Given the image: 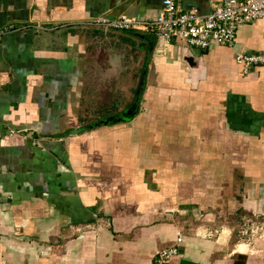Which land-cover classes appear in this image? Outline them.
Listing matches in <instances>:
<instances>
[{"label":"crops","instance_id":"1","mask_svg":"<svg viewBox=\"0 0 264 264\" xmlns=\"http://www.w3.org/2000/svg\"><path fill=\"white\" fill-rule=\"evenodd\" d=\"M162 3L0 0V264H154L179 236L168 264H264V66L236 62L264 18L208 49L83 24Z\"/></svg>","mask_w":264,"mask_h":264},{"label":"built area","instance_id":"2","mask_svg":"<svg viewBox=\"0 0 264 264\" xmlns=\"http://www.w3.org/2000/svg\"><path fill=\"white\" fill-rule=\"evenodd\" d=\"M264 18V0H219L208 14L198 8L182 9L177 0H163L156 17L143 18L121 14L110 17L101 14L83 24L106 30L148 32L163 43L178 41L183 44L208 49L212 46H234L240 26ZM12 28L0 30L3 36ZM236 62L245 73L254 66H264V52L236 54ZM183 237L179 236L168 247L158 252L154 264H168L180 251Z\"/></svg>","mask_w":264,"mask_h":264},{"label":"water","instance_id":"3","mask_svg":"<svg viewBox=\"0 0 264 264\" xmlns=\"http://www.w3.org/2000/svg\"><path fill=\"white\" fill-rule=\"evenodd\" d=\"M131 112V110H130ZM121 117H116V118H109L107 120H104L102 122H99L100 124H111V123H116L117 121L121 120Z\"/></svg>","mask_w":264,"mask_h":264},{"label":"trees","instance_id":"4","mask_svg":"<svg viewBox=\"0 0 264 264\" xmlns=\"http://www.w3.org/2000/svg\"><path fill=\"white\" fill-rule=\"evenodd\" d=\"M98 123H99V122H98ZM98 123H96V125H98ZM240 258L242 259V263H243V261H244V259H245V256L240 255Z\"/></svg>","mask_w":264,"mask_h":264},{"label":"rangeland","instance_id":"5","mask_svg":"<svg viewBox=\"0 0 264 264\" xmlns=\"http://www.w3.org/2000/svg\"><path fill=\"white\" fill-rule=\"evenodd\" d=\"M107 110V109H106ZM104 111V110H103Z\"/></svg>","mask_w":264,"mask_h":264}]
</instances>
